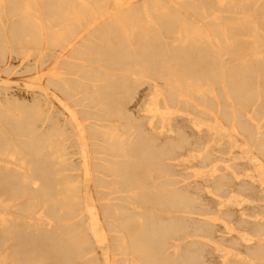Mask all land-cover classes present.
Here are the masks:
<instances>
[{"label":"bare ground","instance_id":"obj_1","mask_svg":"<svg viewBox=\"0 0 264 264\" xmlns=\"http://www.w3.org/2000/svg\"><path fill=\"white\" fill-rule=\"evenodd\" d=\"M0 264H264V0H0Z\"/></svg>","mask_w":264,"mask_h":264}]
</instances>
